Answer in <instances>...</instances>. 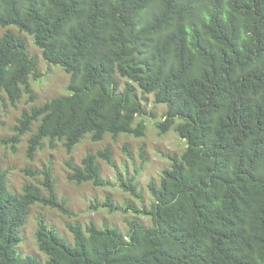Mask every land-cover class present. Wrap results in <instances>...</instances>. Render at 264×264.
Masks as SVG:
<instances>
[{
	"label": "trees",
	"instance_id": "obj_1",
	"mask_svg": "<svg viewBox=\"0 0 264 264\" xmlns=\"http://www.w3.org/2000/svg\"><path fill=\"white\" fill-rule=\"evenodd\" d=\"M0 29V107L36 100L28 39L69 75L68 94L23 110L1 144L29 133L32 158L45 139L70 153L85 135L142 136L137 89L165 105L159 131L186 142L147 183L149 205L126 202V231L70 222L68 239L38 220L43 258L16 247L31 205L68 212L50 171L25 169L45 175L20 193L0 171V264H264V0H0ZM110 156L87 151L66 178L104 185L97 158ZM119 187L140 198L134 175Z\"/></svg>",
	"mask_w": 264,
	"mask_h": 264
},
{
	"label": "rangeland",
	"instance_id": "obj_2",
	"mask_svg": "<svg viewBox=\"0 0 264 264\" xmlns=\"http://www.w3.org/2000/svg\"><path fill=\"white\" fill-rule=\"evenodd\" d=\"M3 30L0 29V33ZM27 47L31 54L39 57L38 71L41 75L38 76L37 81L30 83L36 100L30 102L24 95L14 105L5 101V107H0V138H8L14 134L13 126L23 110L42 104L52 97L68 94L66 85L69 75L65 74L59 66L47 65L41 58L39 50L29 39ZM137 94L141 98L138 99L144 112L143 115L136 116L135 122L140 120L144 122L145 133L142 136L119 134L112 138L110 135H105L101 141L94 142L89 135H85L70 153L66 152L61 142H54L51 146L45 139L33 153L32 158H29L26 152L29 133L20 137L21 140L14 146V150L9 145L0 143V171L6 172L7 184L12 192L20 193L25 182L41 184L45 174L31 175L25 169L50 171L57 200L64 201V207L68 209V212H63L59 208L40 203L31 205L26 223L20 228L21 241L16 247L18 254L43 258L37 249L34 237L38 220L46 222L70 239L65 227L66 223L76 222L85 227L93 222L100 227L106 224L108 227L115 226L126 231L125 220L134 216L132 209L127 208L126 202L131 203L135 208L149 205L151 196L147 190V183L151 179L158 180L161 171L170 164L168 157L170 155L179 156L185 149L186 142L173 130L160 132L157 128V123L163 120L166 109L164 104L155 103L152 95L141 94L138 89ZM31 129L34 131L35 125H32ZM107 145L111 150L110 160L97 158L100 178L105 183L104 185L91 182L78 184L66 178V175L71 172L67 162L73 166L79 165L87 151L96 153L97 150ZM133 175L140 198H136L119 187V178L126 180L127 177ZM40 187L44 195L45 189L43 186ZM113 206L120 207V209L111 212L110 208ZM142 219L149 223L146 217L143 216Z\"/></svg>",
	"mask_w": 264,
	"mask_h": 264
}]
</instances>
